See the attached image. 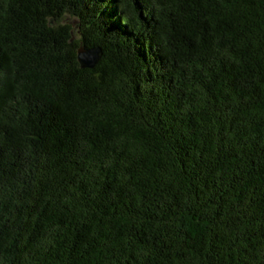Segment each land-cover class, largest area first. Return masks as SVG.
Here are the masks:
<instances>
[{"label":"trees","instance_id":"16d2710c","mask_svg":"<svg viewBox=\"0 0 264 264\" xmlns=\"http://www.w3.org/2000/svg\"><path fill=\"white\" fill-rule=\"evenodd\" d=\"M0 264H264V0H0Z\"/></svg>","mask_w":264,"mask_h":264},{"label":"water","instance_id":"95a60500","mask_svg":"<svg viewBox=\"0 0 264 264\" xmlns=\"http://www.w3.org/2000/svg\"><path fill=\"white\" fill-rule=\"evenodd\" d=\"M103 56L104 53L100 47L92 46L88 48L80 44L77 48V61L82 70L96 69Z\"/></svg>","mask_w":264,"mask_h":264},{"label":"rangeland","instance_id":"374dc122","mask_svg":"<svg viewBox=\"0 0 264 264\" xmlns=\"http://www.w3.org/2000/svg\"><path fill=\"white\" fill-rule=\"evenodd\" d=\"M65 22H67L69 25L76 26V21L74 19L66 18Z\"/></svg>","mask_w":264,"mask_h":264}]
</instances>
